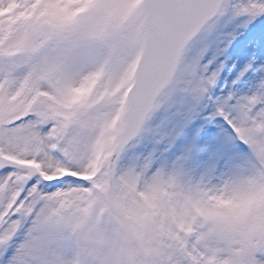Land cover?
I'll return each mask as SVG.
<instances>
[{"label": "snow or ice", "instance_id": "6c2138e0", "mask_svg": "<svg viewBox=\"0 0 264 264\" xmlns=\"http://www.w3.org/2000/svg\"><path fill=\"white\" fill-rule=\"evenodd\" d=\"M225 16L264 0H0V264H264V75L213 99L185 56ZM170 84L214 106L202 166L138 151Z\"/></svg>", "mask_w": 264, "mask_h": 264}, {"label": "rangeland", "instance_id": "374dc122", "mask_svg": "<svg viewBox=\"0 0 264 264\" xmlns=\"http://www.w3.org/2000/svg\"><path fill=\"white\" fill-rule=\"evenodd\" d=\"M202 48L207 49L204 62L212 60L213 70H219L216 86L210 93L213 99L223 98L230 91L237 96L250 93L253 83L264 75V72L255 71L264 64V16L246 27L242 18L222 17L211 34L198 35L185 50V56L191 59ZM250 62L253 67L237 80ZM157 101L159 107L151 114L146 125L150 131L145 134L138 151L144 154L152 152L157 164L169 165L190 153L191 160L187 164L202 166L208 160L214 139L220 133L215 121L205 119L214 106L209 102L202 103L189 120V101L180 87L173 84Z\"/></svg>", "mask_w": 264, "mask_h": 264}, {"label": "water", "instance_id": "95a60500", "mask_svg": "<svg viewBox=\"0 0 264 264\" xmlns=\"http://www.w3.org/2000/svg\"><path fill=\"white\" fill-rule=\"evenodd\" d=\"M193 38H194V37H193ZM162 91H163V90H162ZM162 91H161V92H162ZM160 94H161V93H160Z\"/></svg>", "mask_w": 264, "mask_h": 264}]
</instances>
